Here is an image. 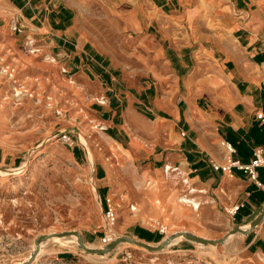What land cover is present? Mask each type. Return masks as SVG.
<instances>
[{"label":"crops","instance_id":"0c3cea01","mask_svg":"<svg viewBox=\"0 0 264 264\" xmlns=\"http://www.w3.org/2000/svg\"><path fill=\"white\" fill-rule=\"evenodd\" d=\"M81 1L0 0V33L9 31L16 46L32 47L31 54L49 59L51 72H66L78 86L80 100L101 99L90 109L105 140L102 148L112 146L131 156H95L93 178L101 204L120 189L132 190L131 201H141L134 199L124 172L112 166L121 159L152 175L168 168V176L219 210L241 204L233 220L227 216V229L248 227L264 206V189L242 170L222 172L212 162H248L256 148L264 152V7L233 0L230 36L201 44L176 40L165 29L163 15L172 10L171 0H104L117 4L110 17L117 33L129 32L133 43L162 47L150 76V61L138 73L80 23ZM223 140L234 146L233 154L226 155ZM78 142L92 166L89 143ZM257 180L264 183V166L257 169ZM130 221L125 222L132 227L129 236L148 243L160 238L157 229ZM230 238L240 263L264 264V218L249 233L229 235L226 241ZM38 256L35 261L44 255Z\"/></svg>","mask_w":264,"mask_h":264},{"label":"rangeland","instance_id":"374dc122","mask_svg":"<svg viewBox=\"0 0 264 264\" xmlns=\"http://www.w3.org/2000/svg\"><path fill=\"white\" fill-rule=\"evenodd\" d=\"M90 1L82 0L79 4L80 23L104 45H109L110 53L120 61L129 62L138 73L145 71V63L150 61L151 76L152 68L158 66L156 63L163 56L162 47L131 42L134 39L129 32L117 33L110 21L117 4ZM171 2L172 10L163 16L165 29L172 38L185 43L191 40L212 44L210 39L226 40L230 36L233 0ZM251 2L264 7V0ZM31 48L16 46L9 31L0 33V264L27 260L35 237L52 232L76 230L86 246H104L101 208L106 201L101 204L93 178L94 159L98 154L112 158L126 154L131 158L127 151L118 152L112 146L108 151L102 148L105 140L90 109L92 102L101 99L87 96L88 99L81 101L75 81L64 75L66 72H51L49 59L31 54ZM63 133L71 135L72 145L61 141ZM78 140L89 143L92 166ZM73 149L77 150L75 157ZM112 166L124 172L133 184L134 199L141 200L131 201L130 189L109 194L117 218L114 236L129 234L132 227L125 223L129 219L131 224L142 223L154 231L156 222L160 221L166 226V233L160 239L183 231L207 239L219 238L228 228L227 215L222 209L208 199H196L194 188L181 185L174 175L168 176L165 167L152 175L142 172L141 166L135 168L121 159ZM183 197L197 200L198 208ZM132 204L137 207L136 212L131 209ZM159 240L150 244L156 245ZM125 252L131 253V257L125 259ZM38 254L44 256L28 264L245 263H240V252L232 238L219 245L180 238L156 253L122 243L110 252L97 255L81 250L74 235L52 236L41 243Z\"/></svg>","mask_w":264,"mask_h":264},{"label":"water","instance_id":"95a60500","mask_svg":"<svg viewBox=\"0 0 264 264\" xmlns=\"http://www.w3.org/2000/svg\"><path fill=\"white\" fill-rule=\"evenodd\" d=\"M263 218H264V206L260 210V213L258 214V216L249 223L248 227L242 229L238 226H232L231 228L225 230V233L219 238H208L207 239V238L198 236L196 234H192V233H188L184 231L183 232H173L172 234L160 239L156 243V245H151L148 242H145L141 239H136L129 235H121V236H117L112 241L106 243L104 246L95 248V247L86 246L85 243L83 242V238L80 236V234L76 230H69V231H63V232H52L50 234H42V235H38L37 237H35L34 248L29 254L30 256L28 257L27 260L19 264H28V263H32L33 261H35V259L38 257L40 244L42 242H45L51 239L52 236L66 237L69 235H74L75 237H77V245L81 250H83L86 253L88 252V253L97 254V255H103L105 252H110L113 249H115L117 246L121 245L122 243H129V244H134L136 246H142L146 248L148 251H156V250H161L171 245L173 240L179 236H183V238L189 242H196V243H200L203 245L223 244L226 241V239L229 237V235H234V234L243 235V234L249 233V231H251L255 226L260 224Z\"/></svg>","mask_w":264,"mask_h":264},{"label":"built area","instance_id":"2783aa9c","mask_svg":"<svg viewBox=\"0 0 264 264\" xmlns=\"http://www.w3.org/2000/svg\"><path fill=\"white\" fill-rule=\"evenodd\" d=\"M61 141L64 144H73V140L71 135L69 133H63L61 136ZM220 146L224 147L226 155L233 154L235 152L234 146H232L227 141L223 140L220 142ZM213 168L215 170H221L222 172L230 173L232 168H236L237 170H242L244 173L248 175V177L252 180H254L257 184V186L264 189V183L257 180V169L260 166H264V152L262 148L258 147L253 151V156L248 162H243L238 159H227L224 163V165H219L215 162H212ZM110 198H106V205L102 209V244H106L107 242L113 240L115 238L113 227L116 222V216H115V209L113 205L110 203ZM241 204H234V205H227L223 208V212L225 215L228 216L229 220H233L235 217L236 211L241 207ZM156 229L157 232L160 235H163L166 233V226L162 224L160 221L156 222ZM125 259H128L131 257V253L125 252Z\"/></svg>","mask_w":264,"mask_h":264},{"label":"bare ground","instance_id":"6f19581e","mask_svg":"<svg viewBox=\"0 0 264 264\" xmlns=\"http://www.w3.org/2000/svg\"><path fill=\"white\" fill-rule=\"evenodd\" d=\"M16 89V88H15ZM16 91H17V93L18 92H20L18 89H16ZM164 171H166L167 173H168V168H164ZM164 174V173H163ZM186 180V179H185ZM184 201H186V202H191L192 204H193V206L195 207V208H198V201L197 200H195V199H192V198H185V197H183L182 198ZM132 207H131V209L133 210V211H137L138 209H137V207L136 206H134L133 204L131 205ZM192 206V205H191ZM71 236H73V235H71ZM115 238H116V236H115ZM114 238V239H115ZM180 238H183V236H179V237H177V238H175L174 240H173V242H175L176 240H178V239H180ZM112 241V240H111ZM110 242V241H109ZM172 242V243H173ZM108 243V242H107ZM105 244V243H104ZM41 245V244H40ZM134 245V244H133ZM139 247V246H138ZM140 248H142V249H146V248H144V247H142V246H140ZM147 250V249H146ZM159 251V250H158ZM157 250L156 251H154L155 253L156 252H158Z\"/></svg>","mask_w":264,"mask_h":264},{"label":"trees","instance_id":"16d2710c","mask_svg":"<svg viewBox=\"0 0 264 264\" xmlns=\"http://www.w3.org/2000/svg\"><path fill=\"white\" fill-rule=\"evenodd\" d=\"M160 238H161V236H160ZM160 238H159V239H160ZM159 239H158V240H159Z\"/></svg>","mask_w":264,"mask_h":264}]
</instances>
